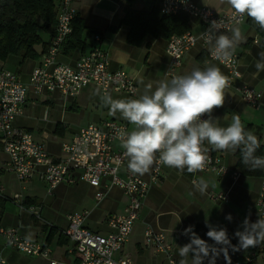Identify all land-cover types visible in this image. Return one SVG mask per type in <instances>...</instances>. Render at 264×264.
Returning a JSON list of instances; mask_svg holds the SVG:
<instances>
[{
	"label": "crops",
	"instance_id": "1",
	"mask_svg": "<svg viewBox=\"0 0 264 264\" xmlns=\"http://www.w3.org/2000/svg\"><path fill=\"white\" fill-rule=\"evenodd\" d=\"M138 1L139 3H136ZM138 1L131 7L123 0H73L78 17L86 27L83 33L84 45L71 53L62 48L58 57L59 62L74 66L82 55L87 54L93 46L99 45L110 57V69L128 73L138 88L136 96L122 92L109 93L113 99L138 98L148 84H152L154 89L159 81L169 80L165 77L169 62L166 53L168 40L149 36L140 46H132L127 42L129 27L122 23L123 18L129 10L146 9L150 3V0ZM191 1L198 7L209 8L219 15L232 10L226 0ZM188 26V32L195 36L205 30V26L193 18H189ZM236 26L241 28L244 39L234 52L239 56L241 77L233 84L253 87L262 92V97L258 105L253 107L242 100L234 87H229L225 90L224 105L214 109L212 117L218 120L220 126L226 127L231 123L233 115H239L246 130L253 132L264 147V71L258 73L255 67L259 52L264 50L261 49L260 38L247 22V18ZM95 33L101 37L99 43L93 38ZM42 35L44 41H50V32ZM209 50V45L202 43L190 49L183 57L182 68L178 74H188L196 67L203 69L206 65L214 64L227 75L221 64L207 60ZM41 60L42 57L21 63L20 58L9 57L6 61H0V70L5 69L8 63H15V73L27 84L32 70ZM101 96L103 95L99 89L93 85H88L73 98L58 92L45 93L40 97L28 92L22 114L15 118L13 125L30 133L36 143L43 145L45 151L54 160H58L64 157L62 145L70 142L82 127L97 125L103 120H114L124 124L128 131L133 129L134 126L119 113L109 114V108L103 104ZM205 147L208 148L207 155L220 157L222 166L227 168L228 172L222 176L210 173L193 174L162 165L160 181L150 184L139 218L123 248V252L128 254L135 264H169L164 254L157 253L153 247L145 245L144 232L147 228L162 231L166 235L167 242L172 246L175 264H180L182 258L179 255V247L190 242L189 236L182 235L187 227L200 225L209 231L207 224H210L217 229L224 228L231 244L237 245L238 237L235 232L243 230L244 219L247 217L250 222H254L264 168L260 169V175L257 176L242 175L235 169L239 149L235 152H225L214 151L207 144ZM120 148V144L114 145L115 150ZM7 161L8 158L1 147L0 189L3 192L0 194V258L5 259L6 264H50V261L57 264H80L74 244L62 234L68 225L67 216L87 211L89 216L84 226L91 232L105 235L111 231L108 217L122 214L128 205L127 196L117 187L111 188L107 196L96 203V189L78 180V170L74 173L76 183H62L51 193H48L46 185L38 175L21 190L14 173L6 168ZM127 163L126 159L124 166L118 170V176L121 178L126 176ZM136 176L150 181L151 170L143 176ZM201 178L209 185L203 194L193 184V181ZM107 181L103 179L101 185ZM16 193L21 195L22 203L25 204L24 210L11 200ZM212 194H228V199L226 202L216 201L210 198ZM34 212L38 213V217ZM228 214L232 216L231 221L226 219ZM5 228L16 229L20 236L48 248L50 259L29 256L11 249L1 234V230ZM199 237L209 244H214L210 238ZM256 247L235 252L229 248L230 264L242 261ZM120 256V253L115 254V258ZM184 259L187 264H192L191 254ZM253 263L264 264V254L259 255ZM204 264H208L207 259ZM216 264H228L223 253L216 258Z\"/></svg>",
	"mask_w": 264,
	"mask_h": 264
},
{
	"label": "built area",
	"instance_id": "2",
	"mask_svg": "<svg viewBox=\"0 0 264 264\" xmlns=\"http://www.w3.org/2000/svg\"><path fill=\"white\" fill-rule=\"evenodd\" d=\"M179 13L200 21L205 26L204 31L213 20H223L225 27L221 31L226 33L237 25L232 10L219 15L209 8L198 7L191 0H162V15ZM77 16L73 0L58 1L54 35L40 64L32 70L27 84L21 81L17 73L7 69L0 70V144L8 158L6 168L14 173L21 190L38 175L46 185L48 193H51L62 183H76L74 173L77 170L80 171L78 180L96 189L94 196L96 203L101 202L111 188L121 189L128 198V205L122 214L108 217V226L111 229L109 233L101 235L88 230L84 223L89 212L84 211L67 216L68 225L62 234L74 244L80 264H135L131 257L123 252V248L130 238L134 223L139 218L150 184H157L160 181L163 164L157 163L153 166L150 181L132 174L128 168L125 178L119 177L118 170L124 166L127 158L122 148L114 149L115 144H120L116 132L118 129L127 130V127L114 120H103L97 125L90 124L80 128L70 142L62 145L64 157L58 160H54L43 145L36 143L30 133L13 125L15 118L22 114L28 92L37 97L45 93L58 92L65 97L73 98L88 85H93L102 95L112 92L137 95L138 88L134 79L123 70H111L110 57L99 45L93 46L87 54L82 55L74 66L58 61L62 46L72 33L71 24ZM201 34L195 36L186 32L168 39L166 53L169 62L165 71L166 78L171 79L179 75L183 57L190 49L198 43L207 45ZM93 38L97 43L101 41L99 34H94ZM207 60L223 66L231 82L229 87H234L244 102L253 107L258 105L262 92L248 85L233 84L241 77L237 54L234 53L229 61L220 62L212 57L209 50ZM207 118V115L202 117ZM207 156L208 163L204 170L193 174L210 173L222 176L228 172V169L222 166L220 157ZM233 175L237 177L236 174ZM103 179L108 181L101 185ZM2 192L0 189V194ZM210 198L226 202L228 194H212ZM11 200L17 203L20 209H25L19 193L14 194ZM34 214L38 217L37 212ZM260 216L264 217V177L257 197L254 222ZM1 234L11 249L29 256L50 259L48 248L20 236L16 229L5 228L1 230ZM144 241L146 246H151L157 253L164 254L169 264H175L172 246L162 231L147 228L144 232ZM116 253H120L121 256L115 258ZM262 254L264 243L258 245L242 261L233 264L253 263ZM0 264H6L5 259L0 258ZM50 264L57 263L50 261Z\"/></svg>",
	"mask_w": 264,
	"mask_h": 264
},
{
	"label": "clouds",
	"instance_id": "3",
	"mask_svg": "<svg viewBox=\"0 0 264 264\" xmlns=\"http://www.w3.org/2000/svg\"><path fill=\"white\" fill-rule=\"evenodd\" d=\"M226 3L232 9L237 25L247 17L264 30V0H226ZM224 27L223 20H213L201 34L212 57L220 62L231 60L237 45L244 39L239 26L232 27L230 34L221 31ZM258 55L255 67L259 73L264 71V51ZM230 83L220 67L209 64L203 69L196 67L188 74L161 80L154 89L148 84L138 98L101 96L110 115L119 113L134 126L131 131L118 129L116 132L128 161V170L143 176L159 163L180 172L203 171L208 163L206 144L214 151L235 152L239 149L244 165L251 170L264 168V156L255 155L261 147L260 141L253 132L246 130L239 115H233L226 127L220 126L212 117L214 109L224 105L225 90ZM204 115L208 118L202 119ZM193 184L201 194L209 187L203 178ZM226 219L231 221V214ZM207 226L206 235L214 244L201 239L193 231V226L184 229L182 235L189 236L190 242L179 247L180 264H187L184 258L190 254L192 264H204L205 259L208 264H216L221 253L230 264L229 248L235 252L264 243V217L261 216L256 222H250L247 217L244 219L243 230L235 232L237 245L231 244L226 229Z\"/></svg>",
	"mask_w": 264,
	"mask_h": 264
},
{
	"label": "trees",
	"instance_id": "4",
	"mask_svg": "<svg viewBox=\"0 0 264 264\" xmlns=\"http://www.w3.org/2000/svg\"><path fill=\"white\" fill-rule=\"evenodd\" d=\"M58 1L0 0V61L18 57L23 63L26 60H37L45 54L56 27ZM136 1L138 0H123L131 7ZM161 3L162 0H150L147 9H131L127 12L122 23L129 27L127 42L130 45L140 46L149 36L168 40L173 35L188 32V15L184 13L162 15ZM247 22L256 31L260 38L259 45L264 50V30L250 18H247ZM71 27L72 33L62 46L68 53L83 47V33L86 30L83 20L78 16L73 20ZM47 32L51 33V39L46 42L42 34ZM255 155L264 156V147L257 149ZM235 169L242 175H260V169L251 170L242 163L240 150L237 152ZM193 231L199 236L209 238L206 235L208 230L200 225L193 226Z\"/></svg>",
	"mask_w": 264,
	"mask_h": 264
},
{
	"label": "rangeland",
	"instance_id": "5",
	"mask_svg": "<svg viewBox=\"0 0 264 264\" xmlns=\"http://www.w3.org/2000/svg\"><path fill=\"white\" fill-rule=\"evenodd\" d=\"M136 3H139V1L138 2H136ZM137 5V4H136ZM146 5V4H145ZM147 6V5H146ZM147 9V8H146ZM42 37H43V35H42ZM6 66V68L5 69H7V70H10V71H13V72H15V70H16V65H15V63H8V64H6L5 65ZM18 183V182H17ZM18 186H19V189L21 188V185H19V183H18ZM26 187V186H25Z\"/></svg>",
	"mask_w": 264,
	"mask_h": 264
}]
</instances>
